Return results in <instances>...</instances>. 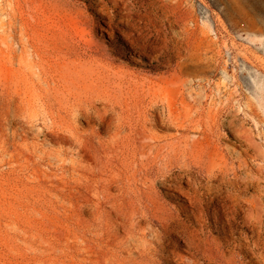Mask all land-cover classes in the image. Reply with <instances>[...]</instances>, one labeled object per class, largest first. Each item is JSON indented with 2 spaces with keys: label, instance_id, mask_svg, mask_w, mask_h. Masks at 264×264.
Returning <instances> with one entry per match:
<instances>
[{
  "label": "rangeland",
  "instance_id": "rangeland-1",
  "mask_svg": "<svg viewBox=\"0 0 264 264\" xmlns=\"http://www.w3.org/2000/svg\"><path fill=\"white\" fill-rule=\"evenodd\" d=\"M13 15L39 54L44 78L55 85L53 95L59 100L42 113L37 97L46 92L29 82L32 71L11 62L0 44L3 90L19 94L2 102L0 116V264H118L126 255L116 241L127 244L131 212L146 240V227L159 228L152 200L165 207L163 215H177L192 232L194 247L188 251L178 237L164 233L168 247L170 239L176 246L167 248L169 262L159 255L133 254L136 264H264L255 258L264 261V212L259 224L255 218L246 223V213H255L252 196L261 193L264 206V0H0L3 30L8 31ZM96 24L113 33L114 44ZM122 34L137 50L166 48L152 57V64L131 61L117 51ZM188 34L205 36L209 49L201 60L183 63L181 41ZM172 78L190 80L195 92L199 87L206 91L203 108L221 114L212 126L219 138L215 147H200L197 131L186 132L187 143L193 145L181 154L179 166L186 171L177 186L197 196L190 210L186 195L160 184L154 173L144 185L143 171L134 173L139 170L136 158L124 146L113 150L111 145L119 124L123 136L136 127L140 112L157 115L160 104L150 108L157 101L149 90L151 82ZM175 90L169 84L159 93L174 97ZM77 98H93L98 113L72 115ZM103 100L108 109L123 113L103 116ZM226 116L248 130L250 145L230 135L223 123ZM146 130L158 144L175 134L168 123ZM157 165L170 170V179L182 173L174 162ZM132 175L141 181L134 184ZM244 175L254 176L247 192ZM170 193L179 199L168 197ZM113 205L119 209L117 216L110 210ZM191 210L194 218L189 217ZM256 240L260 245L255 249Z\"/></svg>",
  "mask_w": 264,
  "mask_h": 264
},
{
  "label": "bare ground",
  "instance_id": "bare-ground-1",
  "mask_svg": "<svg viewBox=\"0 0 264 264\" xmlns=\"http://www.w3.org/2000/svg\"><path fill=\"white\" fill-rule=\"evenodd\" d=\"M100 22L104 23L103 20H100ZM95 27H96V30L98 32H100L102 34L104 33L106 35V40H108L109 43L112 44L114 42L115 36H113L112 32H108L105 29V27H103L99 24H96ZM4 28H6L5 24L3 25L2 23H0V44L3 45L5 47V49H7L6 53H8L10 55L9 58H11V62L16 61L18 66L23 65L24 66L23 68H25L26 70L30 69V71H32V75L29 78V82L32 85H34V87L37 90H40L42 92H46V95H44V96L38 95V97H37V101L43 107L42 113H45V112L47 113V112L51 111V109H52L51 102L59 100L53 95V93H55L57 91V88L55 87V85H50L49 82L47 81V79L44 78L43 71L41 70V66H40L41 65L40 64L41 59H40L39 54L35 50H33V46H32L30 39L26 36L25 30L22 27V25H19V23L17 21V17L15 15L12 16L11 20L9 21V23L7 25L8 31L3 30ZM5 32H8V33L5 35ZM122 36H123L121 38L122 42H120V45L117 49L118 53L120 55L128 54L127 55L128 59H130L131 61L133 59H135V61L138 63H140L141 60L142 61L146 60L152 64V57H157V56L162 55L163 54L162 50L166 48V46L163 45L162 47H159V48H152V49L142 48L141 50L140 49L137 50L134 48L133 43H130V42L128 43V40L124 34H122ZM186 37H187V41H188L189 45H187V41H185V42L181 41V43H184V45L182 46L183 63H188V62H191L192 60H196V61L201 60L203 52H207L209 49L208 48L209 47V41H207L205 36H202V35L197 36V35H193V34H188V36H186ZM104 39H105V37H104ZM206 43H207V45H206ZM129 51H131V53H128ZM2 53H5V52L3 51ZM33 58L37 60L36 63L33 62L34 60L32 61ZM156 62L158 63V60H156ZM64 79H66V77L61 76V80L63 81ZM169 84H171V85L175 84V87H176L175 95L176 96H174V97H164L163 95L161 96L159 93V90H161L163 86L169 85ZM3 85H4V80L0 74V116H1V109H2V105H3L2 102L4 100L8 101V99H7L8 97L10 100L13 98H16L15 95L17 94L13 91L8 92L7 90H6V92H4ZM154 86L156 87V89H154L155 88ZM149 90H153L154 97L157 98L156 102H153L150 104V108L155 109V108H157L158 104H160V106H161L160 109L158 110L157 115L153 117L149 114H146L145 112H140L138 117H137L138 120L136 121L137 122L136 127L132 130L128 129L129 130L128 134H125L123 136L121 135V130H120L121 127L119 124L117 126L116 131L111 136V145L113 146V150L116 147L124 146L123 148L128 150V152L131 154L130 156L136 158V161L139 162V164H138L139 170L135 169L134 173H137L138 171H143V175L145 177H143L142 183L144 185L148 182V181H146L147 175H151L154 173L156 176V179L158 180V182L160 184L168 185L169 187L172 186L173 187V189H171L172 191H175L179 195H186L185 198L187 199V202H188V209L189 210L194 209L196 204H197V200H198L197 196L194 194H186V193L182 192L181 189L177 186L180 178L182 177V174L186 171L184 168H181V166H179V164L181 163V159L183 157V156H181V154L188 151L190 146L193 145V144L190 145L187 143L188 138L186 136V132H187L188 128H192V129L197 131L198 136L201 138V141H199L200 147L206 146L208 149H209V147H211V148L215 147V142L218 141L219 138L213 134L212 126H215V123L218 122L219 118L221 117V114H218L217 112L212 114L211 109H207V111H205V109L203 108V103L207 100V93H206V91H204L200 87H199V90L195 92L194 89L192 88V82L190 80L179 81L177 78H172L169 81L168 80H158L156 83L151 82V87ZM215 92H218L217 89ZM57 93H56V95H57ZM217 94H219V92ZM17 95H19V94H17ZM219 95L217 97H219ZM18 98L22 102V98H20V96H18ZM92 99H87V98L78 99L77 101H79V102L77 103L78 104L77 108L73 109V107H72V112H73L72 115L75 114V116L76 115H86L87 116L90 113H93V114L98 113L94 108L95 104H94V101H92ZM224 100H226V99H224ZM60 101H58V103H60ZM219 102L220 101L218 100L217 103H219ZM212 103L213 102H210V104H212ZM210 104H209V106H210ZM217 106H218V104H217ZM102 110H103V116L107 115V118H109V119L115 118L116 115L123 113V111H118L114 107H110L108 109V106H106V102H104V100H103ZM25 111L27 112V110H25ZM117 111H118V113H117ZM228 113H229V111H228ZM228 113H227V116L229 115ZM230 115H232V114H230ZM227 116L225 119H223V123H224V126L226 127V129L228 130V132L230 133V135L236 140H242L245 142L247 140L250 141V136H248L246 134V132H244V131H248V130L243 131L241 129V127L239 128L240 125L239 126L236 125V124H239L240 122L235 124V121L232 119V117L230 118ZM232 116H234V115H232ZM234 119H235V117H234ZM108 123L109 122L104 121V118H103V126H107ZM165 123L171 124L175 127V134L173 136H167V137L163 138V140L167 141V143L158 144L157 138L154 137L153 135H151V133H148L149 131L146 129H147V127H149L151 129L154 126H158V124H165ZM39 131H41V130H39ZM39 134H41V132ZM250 135H252V134H250ZM249 141L246 142V144L249 143ZM252 142H253V140H252ZM250 144L251 143H249V145ZM249 145H248V147H249ZM226 147H229V146L226 145ZM229 148H231V147H229ZM250 148H251V146H250ZM228 149H226V150H228ZM230 151H233V150L230 149ZM258 153H260L259 149H258ZM236 155L238 156L240 154H238V152H237ZM260 155H263V153ZM263 158H264V156H263ZM50 160L52 161V159H50ZM159 162H164L166 164L167 163L171 164L172 162H174L178 165L179 171H181L182 173H180L179 175L176 174L177 176L175 178L173 176L172 179H170V177H168V174H167L170 170H163L162 168H160L157 165ZM243 163H242V165H243ZM243 167L245 168V165ZM252 177H254V176H251L250 178L245 176L243 178V185H244L243 191L247 192V190L254 184V182H253L254 180H252L253 179ZM132 178H133L132 182L134 184H137V182L141 181L140 179L136 180L135 175H132ZM257 179L259 180V178H257ZM258 180L256 182H258L257 184H260L262 181L259 183ZM227 182H228V179H227ZM150 184H153V181L150 182ZM227 186L232 187V184L228 182ZM252 188H254V187H252ZM261 188H262V186H261ZM263 189H264V187H263ZM251 194L252 193H250V195ZM258 194L259 195L255 194V196H252V198H251L252 203L254 202L253 203V209H255V213H254V210L251 213L250 212L246 213V215L249 214V217L246 219L247 224H248V221L250 222L254 218H255V220H257L260 217H262V214L264 212V206L262 205L263 203L261 202V199H260L261 193H258ZM262 195L264 196V191H263ZM168 197L179 199L178 198L179 196L177 197V195L175 196V195H173V193H170L168 195ZM209 199L211 200V198H209ZM210 200H209V202H210ZM150 202H151L152 208L155 212L154 213L155 217L157 218V220L159 222V228L152 229L151 226L146 225V226H148L146 228L149 231V237H147L148 239L146 240V238H144L145 235L143 234V232H140V230H138V225L140 223L139 222L133 223V219L135 218V216H134L135 214L133 215L134 211L131 212V214H129V216L126 219V222L129 224V227H130L129 228L130 235L127 237V240H126L127 244H125V245L120 244L119 242L116 241L117 247L121 248V253L123 251V253L126 255V259L119 258L116 260V263H118V264H136V262L133 261V259H132L133 254H136L138 257L150 255L153 258H154V256L158 257V255H159L161 260H163L164 262H169L168 258H169L170 254L167 251V248L174 249L176 246L172 244L174 240L170 239L168 241L170 246L168 247L167 240H165L163 238L164 233L169 234L168 237H170V238L175 239V237H178L184 243L185 248L188 251L194 247L193 246L194 240L192 237V232L189 231L188 228H186L184 226V223L180 222L177 215L176 216H172L169 214L163 215L164 213H166L165 207L162 204L158 203L157 200H152ZM114 206L115 205L112 206L113 208L110 207V210H111V212H113L115 214V216H117L119 209H116V207H114ZM248 209H250V208L248 207ZM186 211H187V209H185L184 213H186ZM189 215H190L189 216L190 218H194V214H193L192 210H191V212H189ZM117 220L121 221L118 219V217H117ZM259 220H257V222ZM259 222H258V224H259ZM137 242H139V243H137ZM245 243L247 245V241H245ZM259 245H260V241L256 240L253 246L256 249L259 247ZM244 246L245 245H242V247H244ZM251 251H253V250H251ZM166 253H168V254L166 255ZM257 257H258V255H257ZM257 257L255 256L256 260H258L260 263L264 262L262 256H259L258 258Z\"/></svg>",
  "mask_w": 264,
  "mask_h": 264
}]
</instances>
